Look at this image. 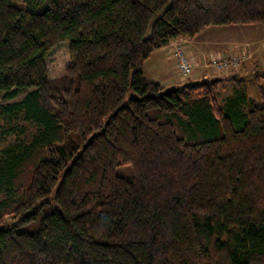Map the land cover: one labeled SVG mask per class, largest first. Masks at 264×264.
<instances>
[{"label":"trees","instance_id":"16d2710c","mask_svg":"<svg viewBox=\"0 0 264 264\" xmlns=\"http://www.w3.org/2000/svg\"><path fill=\"white\" fill-rule=\"evenodd\" d=\"M33 7L0 0V100L31 89L0 103V142L13 137L0 148V264H264L261 82L260 105L237 92L222 108L220 82L238 90L251 74L170 88L143 70L171 40L264 24V0ZM62 43L69 65L50 79ZM126 164L130 179L116 173Z\"/></svg>","mask_w":264,"mask_h":264},{"label":"rangeland","instance_id":"374dc122","mask_svg":"<svg viewBox=\"0 0 264 264\" xmlns=\"http://www.w3.org/2000/svg\"><path fill=\"white\" fill-rule=\"evenodd\" d=\"M30 2L33 3L34 7L30 4ZM14 4L17 5L18 7H23V8L33 7L36 10L40 9L38 7V0H14ZM203 31H204L203 33H201L202 31L200 32L201 38H207V42H209V44H206L203 50L204 53H206L205 54L206 60L204 61L199 60V58L193 54L194 52L191 51V49H194L192 44L190 45L178 44L185 47L189 56L193 60L194 62L193 70L195 67L205 70L201 73V75L199 73V76H197L196 78L189 75V77L185 79H181L177 75V71L175 70L174 63L172 64L169 62L167 66L166 64L164 66H161L164 63L158 62L156 57L148 59L149 62L146 65L148 67V72L156 68L158 73L161 74L162 77H164L165 74L170 73L169 77L171 75L173 78L178 80V84L171 87H177L187 82L193 80H199L201 78L206 77L207 71H209L206 68H210V69L214 68L215 70L220 72V76H222V74L226 75L230 73L231 74L236 73L235 76L242 77V76H249L251 74L252 76L246 77L244 83L241 84L238 90H236L237 87L236 84L231 80L221 82V84L218 87V90L216 91L215 97L219 106L223 108L226 99L228 97L236 94L237 92H244L247 96L256 100L257 104L260 105L261 99H260V93L257 82L260 81L264 89V81L259 79L260 77L256 79V77L253 74H259L260 76L261 73H263L264 71V24H231V25H223V26H209L205 28ZM244 56L246 58L245 62L239 65L240 69L242 68L241 71L233 68L229 69L228 71L218 70L213 65L214 61H218L221 59L232 60L231 58H241ZM45 60H46V66L48 69V75L50 79L58 78L61 75H63L70 61L68 43H62L59 46L53 48L48 53V57ZM245 64L247 65L245 66ZM171 66H172V71H170ZM145 69L147 71V68ZM215 75L217 74L212 73L210 74L209 77L211 78L214 77ZM228 76H234V75H228ZM29 91H31V89L21 91L18 97L12 100H6L5 98H2L0 100V103L6 104V103L18 102L22 100L23 97L26 95V93ZM20 124H25V123L21 122ZM27 127H28V135H31L36 129V127L32 124H27ZM12 139L13 137L8 136L6 140H2L0 142V148L5 147L8 144V142ZM116 173L117 175L122 176L126 179H130L133 176L132 167L129 164L119 166L116 169ZM54 192L55 189L53 190L52 195L54 194ZM3 197L4 196L0 195V199H2ZM54 208H55L54 203L50 205H46L39 212V218L33 221L31 224L20 227L19 228L20 231H24L32 234L36 232L39 227L40 218L48 213H51Z\"/></svg>","mask_w":264,"mask_h":264},{"label":"crops","instance_id":"0c3cea01","mask_svg":"<svg viewBox=\"0 0 264 264\" xmlns=\"http://www.w3.org/2000/svg\"><path fill=\"white\" fill-rule=\"evenodd\" d=\"M206 31V30H205ZM204 31H202L201 33H203ZM201 33H199L198 35H196L195 38H178V39H174V40H171L169 41V43H167L165 46L159 48V49H156L152 54L151 56L148 58V59H151V58H154L156 57L158 62H161V63H164L163 65L161 66H164L166 64V66L170 63H176V60L174 57L171 56V53L173 52L174 50V47L175 45H178V44H185V45H190L192 44L193 45V48L194 49H191V51H193L194 55H196L199 60H206V53H204V47L206 46V44H209V42H207V38H201ZM199 36V37H197ZM199 39V40H198ZM258 52V51H257ZM256 53V52H255ZM146 60V64L144 62V66H143V70H144V74H145V77L151 81V82H155V83H160L162 84L164 87H171V86H175L178 84V80L173 78L171 75L169 77V74H165L164 77H162L161 74L158 73L157 69L155 68L154 70H150V72H148V67L146 66L147 63L149 62V60ZM208 60V59H207ZM171 64V65H172ZM247 64H245L246 66ZM244 66V67H245ZM147 68V71L146 69ZM170 71H172V66L170 67ZM174 69V67H173ZM198 67H195L193 72L191 73V76H193L194 78H196L197 76H199V73L201 75V73L205 70H202ZM207 70V75H206V78H210V74L212 73H215L217 75H215L214 77L217 78L218 76H220V72L215 70L214 68L210 69V68H206ZM237 70H242V68L240 69H237ZM239 73V72H238ZM228 75H236V73H230V74H222V76L218 77V78H225L226 76ZM213 77V78H214ZM212 78V77H211ZM223 81H230V79H223ZM222 81V82H223ZM232 81V80H231ZM233 82V81H232ZM221 84V82H220ZM219 84V85H220Z\"/></svg>","mask_w":264,"mask_h":264},{"label":"built area","instance_id":"2783aa9c","mask_svg":"<svg viewBox=\"0 0 264 264\" xmlns=\"http://www.w3.org/2000/svg\"><path fill=\"white\" fill-rule=\"evenodd\" d=\"M172 56L176 59L175 70L177 71V75L181 79H185L191 75L194 62L186 51L185 47L182 45H175L174 50L172 52ZM232 60L221 59L218 61H214L213 65L218 70H226L229 69H239L240 64L245 62V56L241 58H231Z\"/></svg>","mask_w":264,"mask_h":264}]
</instances>
